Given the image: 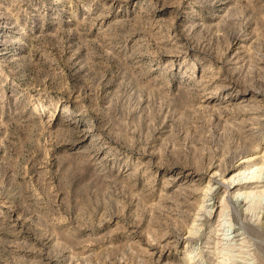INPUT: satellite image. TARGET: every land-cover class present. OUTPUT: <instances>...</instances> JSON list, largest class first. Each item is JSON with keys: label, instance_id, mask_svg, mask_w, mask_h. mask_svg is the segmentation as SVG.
I'll list each match as a JSON object with an SVG mask.
<instances>
[{"label": "rangeland", "instance_id": "rangeland-1", "mask_svg": "<svg viewBox=\"0 0 264 264\" xmlns=\"http://www.w3.org/2000/svg\"><path fill=\"white\" fill-rule=\"evenodd\" d=\"M261 192L264 0H0V264H264Z\"/></svg>", "mask_w": 264, "mask_h": 264}, {"label": "bare ground", "instance_id": "bare-ground-1", "mask_svg": "<svg viewBox=\"0 0 264 264\" xmlns=\"http://www.w3.org/2000/svg\"><path fill=\"white\" fill-rule=\"evenodd\" d=\"M256 176H257V175H256ZM256 176L254 175V177H256ZM261 193H263V192H261ZM263 194H264V193H263ZM259 195H260V194H259ZM263 196H264V195H263ZM224 220H225V218H223L222 215H221V217L219 218V221H220V222H223ZM224 222H225L226 224L228 223L227 220H225ZM229 223H230V225H232L231 222H229ZM229 223H228V224H229ZM228 226H229V225H228ZM230 229H231V228L229 227L227 230L229 231ZM234 232H235V231H234ZM231 233H232V232L227 233V235H229V234L231 235ZM235 235H236V234H235ZM228 238H229V237H227V239H228Z\"/></svg>", "mask_w": 264, "mask_h": 264}]
</instances>
